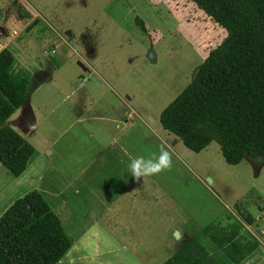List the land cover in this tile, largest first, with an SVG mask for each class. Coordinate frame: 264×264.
<instances>
[{"label":"rangeland","instance_id":"rangeland-1","mask_svg":"<svg viewBox=\"0 0 264 264\" xmlns=\"http://www.w3.org/2000/svg\"><path fill=\"white\" fill-rule=\"evenodd\" d=\"M225 36L190 0H0V46L37 87L2 124L35 158L18 178L0 164V215L39 192L72 240L59 264H162L190 239L229 264L200 228L242 212L251 220L242 237L262 242L245 264H264V164L227 165L215 142L191 152L159 124ZM96 131L120 134L102 151L105 163L123 143L135 157L163 146L172 166L136 180L117 161L102 167L93 159L107 144Z\"/></svg>","mask_w":264,"mask_h":264},{"label":"trees","instance_id":"trees-1","mask_svg":"<svg viewBox=\"0 0 264 264\" xmlns=\"http://www.w3.org/2000/svg\"><path fill=\"white\" fill-rule=\"evenodd\" d=\"M226 36L197 67L192 80L160 112L161 128L194 153L215 142L227 165L246 157L264 164V0H190ZM142 31L143 23L136 22ZM32 77L0 50V164L21 176L34 148L2 126L35 90ZM250 224L249 216L240 213ZM239 220L212 223L201 232L229 264H242L258 248L240 235ZM56 214L37 191L14 200L0 215V264H59L71 248ZM162 264H223L190 239Z\"/></svg>","mask_w":264,"mask_h":264},{"label":"crops","instance_id":"crops-1","mask_svg":"<svg viewBox=\"0 0 264 264\" xmlns=\"http://www.w3.org/2000/svg\"><path fill=\"white\" fill-rule=\"evenodd\" d=\"M56 55V56H55ZM54 56L56 57V58H59V57H62L63 59H65V57L64 56H62V54L59 52V50L57 51V53H55L54 54ZM66 60V59H65ZM25 102V101H24ZM24 107V103L15 111V112H19V110H21L22 108ZM23 115H25L24 117H25V119H24V121H25V123L24 124H29L30 122H31V119L29 118L30 117V115H31V113H30V111H29V109H27L26 111H24L23 112ZM22 122H23V120H22ZM31 125L33 126V123H31ZM97 132V135H99V137L102 139V141L104 142V143H106L107 144V146L106 147H103L102 148V150H101V152L93 159V161L94 162H100L101 161V166L102 167H105V168H111L112 170L114 169L113 168V164H114V162H118V164H119V170H120V172L121 173H123V172H125V170H127L128 171V174L130 175V172H129V170H128V167H127V165H128V156L130 155V156H132V157H135L134 156V154L133 153H131L130 152V148H131V145L129 144L128 146L126 145L125 146V144H123V143H121L119 146H118V148H117V150H114L113 151V153L116 155V157H117V159L115 158V161L114 162H109L108 161V159H107V161H106V163L104 162V155L102 154V151L104 150V149H108V147H113L114 145H116L117 143H118V137H119V135L120 134H118V135H116V136H111L110 137V140H109V138H108V134L107 133H109L110 134V132H114V131H96ZM125 132H127V131H125ZM91 133V135H92V133H93V131H91L90 132ZM97 138V137H96ZM24 139V138H23ZM162 141V139H160V142ZM28 142V141H27ZM29 143V142H28ZM161 144H163L162 142H161ZM133 145V144H132ZM210 145V144H209ZM208 145V146H209ZM103 145H101V147H102ZM207 146V147H208ZM206 147V148H207ZM63 151V150H62ZM43 152H47L48 154H49V156L50 157H52L53 155H54V152L51 150V148L49 147V146H46L45 147V149H44V151ZM58 154L59 155H61V153L58 151ZM35 158V148H34V154L32 155V157L30 158V160H29V162H28V165H27V167H26V170H27V168L29 167V165L31 164V162H32V160ZM36 160V159H35ZM119 160V161H118ZM25 170V171H26ZM24 171V172H25ZM131 177V176H130ZM132 178V177H131ZM133 179V178H132ZM133 180H136V179H133ZM69 188V187H68ZM74 190V193L76 194H79L80 192H79V190L78 189H76V188H74L73 189ZM264 214V213H263ZM239 221H241L242 222V225H243V220H239ZM218 224V223H217ZM228 224V223H227ZM226 224V225H227ZM247 224V223H246ZM220 225V224H219ZM248 225V230H249V232H250V229L249 228H251L250 227V224H247ZM221 226V225H220ZM204 228V227H203ZM203 228H200V230H202ZM243 229H244V225H243ZM243 229L241 230V232H240V235L242 236V231H243ZM252 234H254V235H252ZM251 234V236H252V239L251 238H246V239H251V240H254L256 243H257V245H258V247H259V245H261L262 244V242H261V240H260V238H259V236L258 235H256L254 232ZM261 234V233H260ZM215 249V248H214ZM258 249V248H257ZM216 251H218V250H216ZM218 252H220V251H218ZM210 253V252H209ZM254 253V252H253ZM210 255H212V253H210ZM249 257V256H248ZM247 257V258H248ZM246 258V259H247ZM246 261V260H245ZM245 261L242 263V264H245Z\"/></svg>","mask_w":264,"mask_h":264},{"label":"clouds","instance_id":"clouds-1","mask_svg":"<svg viewBox=\"0 0 264 264\" xmlns=\"http://www.w3.org/2000/svg\"><path fill=\"white\" fill-rule=\"evenodd\" d=\"M172 155L163 146L148 156H128V170L133 179L151 177L172 166Z\"/></svg>","mask_w":264,"mask_h":264},{"label":"water","instance_id":"water-1","mask_svg":"<svg viewBox=\"0 0 264 264\" xmlns=\"http://www.w3.org/2000/svg\"><path fill=\"white\" fill-rule=\"evenodd\" d=\"M1 49H2V47L0 46V50H1ZM175 235H176V236H178V234H177V233H175Z\"/></svg>","mask_w":264,"mask_h":264},{"label":"built area","instance_id":"built-area-1","mask_svg":"<svg viewBox=\"0 0 264 264\" xmlns=\"http://www.w3.org/2000/svg\"><path fill=\"white\" fill-rule=\"evenodd\" d=\"M264 213V208H263V210H262V214Z\"/></svg>","mask_w":264,"mask_h":264}]
</instances>
